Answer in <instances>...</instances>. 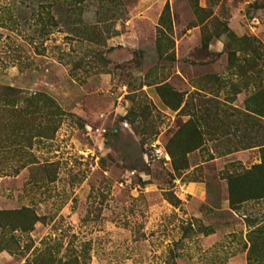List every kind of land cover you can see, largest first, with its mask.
<instances>
[{"label": "rangeland", "instance_id": "obj_1", "mask_svg": "<svg viewBox=\"0 0 264 264\" xmlns=\"http://www.w3.org/2000/svg\"><path fill=\"white\" fill-rule=\"evenodd\" d=\"M49 2L0 0V83L65 112L31 148L0 127V211L38 218L0 212V264H45V249L82 264H247L264 198L231 208L226 177L261 162L236 112L254 107L259 79L238 64L248 41L264 60V0H59L42 37L33 15Z\"/></svg>", "mask_w": 264, "mask_h": 264}, {"label": "trees", "instance_id": "obj_2", "mask_svg": "<svg viewBox=\"0 0 264 264\" xmlns=\"http://www.w3.org/2000/svg\"><path fill=\"white\" fill-rule=\"evenodd\" d=\"M57 1L59 0H52L48 4L40 3L38 11L33 15L36 25L35 31L39 36L43 37L47 35L49 28L57 25L55 16L49 10V7L57 5ZM245 40L247 39L245 38ZM244 50L251 51L253 55L249 59L244 58L247 61L243 64H238V71L242 75L248 71H254L259 79V85H257V91L251 94L247 100V102L253 103L254 107H250L247 103L244 111L237 110V123L242 124L245 127V131L249 130L254 133L253 137L249 136L250 142L242 147L260 146L262 154L260 163L226 177L228 181V200L231 208H236L237 205L249 200L257 201L264 198V74H262L264 60L260 65L258 64V48L252 47L249 41L248 47ZM41 51L38 49V46H35L37 54H41ZM231 55L235 57L236 54L232 52ZM246 66L247 69L245 70ZM64 115L65 112L47 94L28 92L14 88L8 84L0 83V127L8 126L12 135L24 130L28 139V148H31L33 140L51 139ZM168 152L173 159L172 165L175 171L186 167L185 160H180L183 161L181 163L182 166L176 163V153H174L170 146L168 147ZM34 162L31 159L27 164H33ZM166 199L171 203L178 201L176 198L170 196H167ZM0 212L25 218L29 227L38 219L34 212L26 207ZM247 225L250 228L246 234V262L247 264H264V218L259 220L257 218L247 219ZM29 227H24L19 222L13 225L14 229L20 228L25 230ZM211 232L212 230L209 229L204 233L209 234ZM37 257L43 258L45 264H82L78 254H69V256L55 260L53 254L46 249L39 251ZM175 257L174 254H171L173 261Z\"/></svg>", "mask_w": 264, "mask_h": 264}]
</instances>
